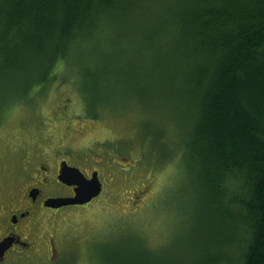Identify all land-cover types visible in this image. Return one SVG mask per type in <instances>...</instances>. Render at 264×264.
<instances>
[{
	"label": "trees",
	"instance_id": "trees-1",
	"mask_svg": "<svg viewBox=\"0 0 264 264\" xmlns=\"http://www.w3.org/2000/svg\"><path fill=\"white\" fill-rule=\"evenodd\" d=\"M113 46L137 49L129 65L142 79L152 62L153 73L163 67L164 81L143 90L147 104L113 95L126 51ZM59 67L71 71L83 118L97 121L117 100L137 110L135 128L154 123L156 155L175 159L197 214L187 247L139 249L135 236L104 264H264V0H0V124L63 83ZM165 88L185 112L180 126L164 111Z\"/></svg>",
	"mask_w": 264,
	"mask_h": 264
},
{
	"label": "rangeland",
	"instance_id": "rangeland-1",
	"mask_svg": "<svg viewBox=\"0 0 264 264\" xmlns=\"http://www.w3.org/2000/svg\"><path fill=\"white\" fill-rule=\"evenodd\" d=\"M141 47L138 45L139 50ZM114 48V54L126 51L124 65L114 72L117 81L111 87L113 95L123 91L137 105L141 106L140 101L147 104L148 97L143 90L150 87L149 82L157 85L164 81L163 67L153 73L158 64L152 62V69L142 79L131 73L133 66L129 65L138 59L133 55L137 49ZM58 69L57 80L63 76V83L49 84L36 91L28 103L5 114L0 124V169H3L0 185L5 192L18 193L19 187L28 183L24 179L26 171L30 173L37 168L33 162L56 158L67 161L83 175L98 172L103 189L89 205L66 207L55 215L48 212L41 215L36 230L42 237L40 244L36 242L39 249L36 253L17 256L8 264H104L108 253L124 246L129 248L135 236L143 244L139 249L146 244L153 249L165 248L169 241L173 243L176 239L180 250L187 247L194 239L197 214L186 201L183 172L174 164L175 159L162 162L156 155L155 150L161 144H155L154 123L149 121L144 127L141 124L135 128L140 120L137 110L132 105L122 106L117 100L112 103L115 106L107 105L110 108L97 121L83 118V105L71 71ZM125 71L131 74L119 80L117 76ZM175 93L174 89L165 88L164 111L170 122L180 126L185 121V112L175 101ZM104 98L112 97L105 95ZM157 118L156 121L162 120L160 116ZM50 235L54 253L47 246Z\"/></svg>",
	"mask_w": 264,
	"mask_h": 264
},
{
	"label": "flooded vegetation",
	"instance_id": "flooded-vegetation-1",
	"mask_svg": "<svg viewBox=\"0 0 264 264\" xmlns=\"http://www.w3.org/2000/svg\"><path fill=\"white\" fill-rule=\"evenodd\" d=\"M53 159L46 160L47 163L41 161V159L33 162L32 165L37 168H34L30 173L26 171L24 179L28 183L20 186L18 193L14 190L5 192L3 186L0 185V245L1 243L8 245V248L0 254V264L12 263L17 256H25V253H36L39 249L36 242L39 243L42 239L36 232L39 226L38 220H40V216H45L46 212L55 215L58 214L57 212L66 209L60 208L53 210L47 208L45 206L46 201L55 198L66 199L74 196L73 187L64 186L58 181L61 163L65 162L67 166H72L65 160ZM2 170L0 169V174ZM92 173L88 176L82 175L90 179ZM96 173L98 175V172ZM98 177L100 181V176L98 175ZM2 180H4L3 183L5 185L8 184L6 179ZM100 186L102 192L103 186L101 181ZM61 189L64 191H61ZM96 199H93L87 204H91ZM51 239L50 235L47 238V246L49 247V251L54 253L55 249L53 248Z\"/></svg>",
	"mask_w": 264,
	"mask_h": 264
},
{
	"label": "water",
	"instance_id": "water-1",
	"mask_svg": "<svg viewBox=\"0 0 264 264\" xmlns=\"http://www.w3.org/2000/svg\"><path fill=\"white\" fill-rule=\"evenodd\" d=\"M60 173L58 175V181L64 186L73 187L74 196L71 198H55L46 201L45 206L50 209H60L66 207H77L87 205L93 199L98 198L101 192V186L99 177L96 172L91 174V178L87 179L82 173L75 167H69L64 163H61ZM84 184L89 185L85 190ZM8 248V245H0V254Z\"/></svg>",
	"mask_w": 264,
	"mask_h": 264
},
{
	"label": "snow or ice",
	"instance_id": "snow-or-ice-1",
	"mask_svg": "<svg viewBox=\"0 0 264 264\" xmlns=\"http://www.w3.org/2000/svg\"><path fill=\"white\" fill-rule=\"evenodd\" d=\"M83 186H84L85 190H87L89 187V185H87V184H84Z\"/></svg>",
	"mask_w": 264,
	"mask_h": 264
}]
</instances>
